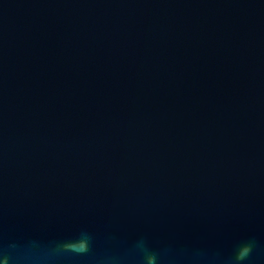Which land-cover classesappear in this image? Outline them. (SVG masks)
Instances as JSON below:
<instances>
[{
	"label": "water",
	"instance_id": "water-1",
	"mask_svg": "<svg viewBox=\"0 0 264 264\" xmlns=\"http://www.w3.org/2000/svg\"><path fill=\"white\" fill-rule=\"evenodd\" d=\"M0 264H264V0H0Z\"/></svg>",
	"mask_w": 264,
	"mask_h": 264
},
{
	"label": "clouds",
	"instance_id": "clouds-1",
	"mask_svg": "<svg viewBox=\"0 0 264 264\" xmlns=\"http://www.w3.org/2000/svg\"><path fill=\"white\" fill-rule=\"evenodd\" d=\"M245 251H247V249Z\"/></svg>",
	"mask_w": 264,
	"mask_h": 264
}]
</instances>
